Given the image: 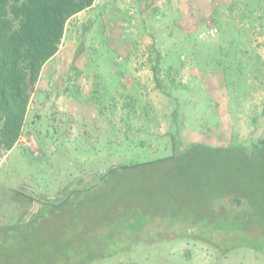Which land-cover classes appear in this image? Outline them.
Listing matches in <instances>:
<instances>
[{
    "label": "rangeland",
    "instance_id": "rangeland-1",
    "mask_svg": "<svg viewBox=\"0 0 264 264\" xmlns=\"http://www.w3.org/2000/svg\"><path fill=\"white\" fill-rule=\"evenodd\" d=\"M229 60L247 70L232 90L223 82ZM258 66L264 70V0H94L72 16L41 69L17 143L0 158V260L13 251L38 264H264L250 249L222 253L175 238L188 234L183 226L149 224V236L123 231L122 243L107 239L109 221L123 226L120 202L133 206L149 187L140 175L86 193L82 232L66 229L69 213L40 221V203L37 219L22 217L25 228L5 224L21 215L17 190L56 202L113 166L170 154L175 135L183 143L253 147L264 137ZM83 245L92 251L81 252Z\"/></svg>",
    "mask_w": 264,
    "mask_h": 264
},
{
    "label": "trees",
    "instance_id": "trees-1",
    "mask_svg": "<svg viewBox=\"0 0 264 264\" xmlns=\"http://www.w3.org/2000/svg\"><path fill=\"white\" fill-rule=\"evenodd\" d=\"M93 2L0 0V158L14 147L21 135L41 69L58 52L68 20ZM87 30L84 26L81 31L77 53L83 48ZM156 52L158 60L160 52ZM258 68L252 73L264 89V70ZM222 69L223 82L229 90L237 88L247 72L242 62L234 60L224 61ZM177 106L176 102L173 121L177 117ZM173 147L174 151L168 155L113 166L95 175L92 183L73 186L56 202L38 200L17 190L18 202L23 204L19 220L26 213L37 219L35 212L40 203V208L45 206L40 212V221H50L60 215L59 212L69 213L70 224L65 225L66 229L71 231L68 225H74V231L82 232L79 207L84 204L86 193L101 182L109 183L112 179L118 182L140 175L142 183L149 181V187L141 191L133 206L120 202L122 213L117 222L123 226L118 230L109 221L107 239L122 243L123 235L127 238L126 234H121L123 231L139 239L140 234L149 236L146 231L149 224L175 225L188 230V234L174 233L175 238L191 237L222 253L246 248L264 256V137L250 147L245 142L228 146L183 143L175 135ZM129 193L128 200L132 201L134 190ZM71 195L75 200L70 199ZM43 230L40 228V232ZM87 231L85 228L84 233ZM80 249L81 252L92 251L87 245ZM67 258L65 256V260ZM0 264H7V259L0 260Z\"/></svg>",
    "mask_w": 264,
    "mask_h": 264
},
{
    "label": "crops",
    "instance_id": "crops-1",
    "mask_svg": "<svg viewBox=\"0 0 264 264\" xmlns=\"http://www.w3.org/2000/svg\"><path fill=\"white\" fill-rule=\"evenodd\" d=\"M28 214V213H26ZM29 217V216H28ZM32 220L31 217H29V220ZM23 218H21L20 220L18 219L16 222H18L17 224H15L16 222H12L13 225H17V226H23L24 224H28L27 222L23 223ZM24 256L21 255H16L13 251H9V254L7 256V264H38V262L35 261H28V260H23Z\"/></svg>",
    "mask_w": 264,
    "mask_h": 264
}]
</instances>
